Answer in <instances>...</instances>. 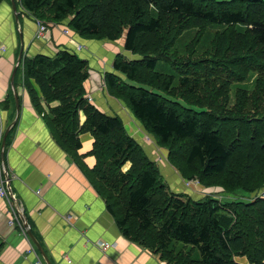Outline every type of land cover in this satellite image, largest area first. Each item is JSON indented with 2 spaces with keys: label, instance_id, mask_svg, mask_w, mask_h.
<instances>
[{
  "label": "trees",
  "instance_id": "16d2710c",
  "mask_svg": "<svg viewBox=\"0 0 264 264\" xmlns=\"http://www.w3.org/2000/svg\"><path fill=\"white\" fill-rule=\"evenodd\" d=\"M21 5L47 26L67 21L84 40L119 41L138 56L117 55L112 72L104 73L105 89L167 151L182 179L222 189L200 200L170 190L157 162L126 133L121 119L89 100L88 64L76 52L24 58V79H34L42 93L37 97L31 90L32 103L59 146L73 156L78 135H92L95 164L88 175L122 235L166 264H239L235 257L264 264V198L250 203L236 195L264 190V0ZM191 30V44L180 55L175 42ZM208 30L210 44L202 52L197 39Z\"/></svg>",
  "mask_w": 264,
  "mask_h": 264
},
{
  "label": "crops",
  "instance_id": "0c3cea01",
  "mask_svg": "<svg viewBox=\"0 0 264 264\" xmlns=\"http://www.w3.org/2000/svg\"><path fill=\"white\" fill-rule=\"evenodd\" d=\"M12 1L0 0V151L3 150L8 178L5 171L4 175L20 225H9L8 205L0 199V264H46L29 236L26 234L25 238L20 232L21 228L29 230L49 264H166L159 255L122 235L88 175L95 164L89 154L92 135L80 133V148L69 156L51 134L43 112L33 105L30 91L37 97H42V93L34 79H24L22 69L24 58H53L69 49L76 52L88 64L86 95L104 114L120 117L126 133L157 162L169 185L165 172L173 167L166 159L167 151H157L152 143L147 144L148 138L135 127L137 123L141 129L126 105L104 87V73L112 72L116 56L134 57L124 51L119 41L80 38L69 30L67 21L51 24L45 38H36L35 17L22 7L21 0ZM20 49L21 61L12 79ZM14 93L19 103L18 115ZM40 104L44 111V104ZM127 120L132 127L125 125ZM80 121H84V115H80ZM124 166L123 171L130 163ZM68 214L74 217L71 222L66 220ZM103 242L115 246L103 250ZM234 259L246 264L245 257Z\"/></svg>",
  "mask_w": 264,
  "mask_h": 264
},
{
  "label": "rangeland",
  "instance_id": "374dc122",
  "mask_svg": "<svg viewBox=\"0 0 264 264\" xmlns=\"http://www.w3.org/2000/svg\"><path fill=\"white\" fill-rule=\"evenodd\" d=\"M35 24L38 28V23L41 24V26H47V24H45L44 22L39 21L38 19L34 18ZM56 25H60V24H56ZM49 28V25L47 26V29ZM211 32L213 33L214 30L211 29ZM182 35L176 40L175 42V47L177 49V52L181 55L182 54V48L183 46L187 43L191 44L190 42V38L193 35L192 30L191 31H185L183 33H181ZM210 31L208 30V34L207 35H201L200 37H198L197 41H200V44L196 47L197 49L201 50L202 52H205L208 49V46L210 44ZM98 41V40H96ZM104 41V40H102ZM120 45V44H119ZM85 47V46H84ZM86 48V47H85ZM121 48V46H120ZM132 56V55H131ZM133 59V58H132ZM138 56L134 57V60H138ZM158 65V70L159 71H164L166 68H164L166 65L159 61L157 63ZM168 68V67H167ZM164 73V72H162ZM90 98V97H89ZM91 100V98H90ZM80 115H83L82 113H80ZM113 116V115H111ZM120 118V117H119ZM133 122V119H132ZM125 125H127L128 127H132L133 125L131 123H129V120L124 121ZM135 127L140 130L142 132V136L144 138H148L149 142H147V144L152 143L153 146H155V150H159L158 146L156 145V141L151 140L150 137L147 136V134L145 132H143L142 126L141 129L140 127L137 125V123H135ZM153 139V138H152ZM126 166H124L123 169H125ZM165 175L167 176L168 180H169V189L172 190L173 192H177V193H184L186 191V193H184L185 195H187L188 197H190L192 200H200L203 198V196L206 194H210V193H215V192H220L222 191L221 188H217L215 186H209V187H205V186H201L198 184V182L196 180H185L182 179L179 172L175 169V168H171L169 171L167 170L165 172ZM183 187V188H180ZM188 191V192H187ZM255 192V191H253ZM239 194H236L237 196H239L238 198H240L243 201H246L247 198H249V202L252 203L254 202L256 199H263V197L257 196L258 198H251L250 197V193H242V192H238ZM229 198V196H228ZM194 256L198 257V252L193 251ZM237 262V261H236ZM240 264V263H239Z\"/></svg>",
  "mask_w": 264,
  "mask_h": 264
},
{
  "label": "built area",
  "instance_id": "2783aa9c",
  "mask_svg": "<svg viewBox=\"0 0 264 264\" xmlns=\"http://www.w3.org/2000/svg\"><path fill=\"white\" fill-rule=\"evenodd\" d=\"M48 29L47 27L45 26H41V24L38 23V28H37V31L35 33V37L36 38H45V36L48 35ZM79 48V47H78ZM90 100V98H89ZM257 195H260V197H263L264 198V190H262L260 193L258 194H253L251 193L250 197L251 198H255L257 197ZM0 199H3L6 201L7 205H8V208H9V213L11 215V218L9 220V225H14V224H18L20 225V222L17 218V213L15 211V207L13 205V202L15 201L13 196L10 194L8 188H7V181L5 179V176H4V171H3V165L1 163V156H0ZM74 218L72 214H68L66 216V220L71 222V219ZM20 232L23 234V236L26 238V231L21 228ZM115 244H109L107 242H103L102 243V249L103 250H106V249H109L111 247H114Z\"/></svg>",
  "mask_w": 264,
  "mask_h": 264
},
{
  "label": "water",
  "instance_id": "95a60500",
  "mask_svg": "<svg viewBox=\"0 0 264 264\" xmlns=\"http://www.w3.org/2000/svg\"><path fill=\"white\" fill-rule=\"evenodd\" d=\"M11 1H12V0H11ZM12 8H13L14 11L16 10V9H15V5L13 4V1H12ZM125 52H126V51H125ZM21 57H22V49H20L19 54H18V56H17L15 66H14V68H13L12 79H13V76H14V74L16 73L17 68H18V66H19V64H20ZM14 100H15V106H16V113H17V115H18L19 103H18V101H17V96H16L15 93H14ZM7 133H8V132H7ZM0 155H1V163H2V165H3V171H5L7 177H6L5 175H4V176H5L6 178H8V173H7V170H6V168H5V163H4V158H3V150L0 151ZM180 188H183V187H180ZM187 192H188V191H187ZM174 193H175V192H174ZM184 193H186V191H185ZM184 193H182V194H184ZM176 194H180V193H177V192H176ZM186 194H187V193H186ZM16 211H17V210H16ZM21 220H23V218H22ZM23 222H24V221H23ZM26 234H27V236H29V238L32 240V242L34 243V245L37 247V249H38L39 252L41 253L42 257L45 259L46 264H49V263L46 261L45 255H44V253L42 252V250L40 249L38 243L35 241V239L33 238V236L31 235V233L29 232V230H28L27 228H26Z\"/></svg>",
  "mask_w": 264,
  "mask_h": 264
}]
</instances>
